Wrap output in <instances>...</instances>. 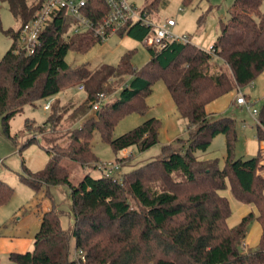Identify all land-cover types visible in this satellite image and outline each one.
<instances>
[{"label":"trees","instance_id":"obj_1","mask_svg":"<svg viewBox=\"0 0 264 264\" xmlns=\"http://www.w3.org/2000/svg\"><path fill=\"white\" fill-rule=\"evenodd\" d=\"M7 3L18 27L0 30L12 44L0 57V117L4 133L15 140L11 120L25 104L56 95L66 88L84 85L85 96L70 116L78 122L93 109L99 94L109 93L120 82L118 98L96 110L78 128L71 129L70 141L42 147L51 155L48 165L33 171L27 167L21 181L37 191L65 184L70 187L74 222L63 226V211L53 204L42 214L35 234L34 248L11 252L14 264H264V168L261 149L251 158L235 155L238 140L233 117H216L207 105L227 93H235L264 71L263 0H234L228 20H221L220 34L205 49L191 40L165 41L148 46L151 59L141 68L132 64L134 50L124 53L117 64L95 69L71 66L70 50L85 52L103 43L92 33L70 35L75 20L57 11L39 36L33 53L22 48V27L35 18L44 0H0ZM162 0H150L143 8L151 15ZM194 0H183L189 4ZM106 0H88L85 14L99 22L109 13ZM205 15L199 18V23ZM149 28L131 22L117 34L143 40ZM220 61L222 63H220ZM128 77V78H127ZM162 79L176 108L187 122L189 136L179 137L162 148L159 158L126 172L122 178L103 173H87L77 184L62 165L69 158L87 167L99 158L92 141L99 133L118 154L136 146L145 151L159 142L160 120L153 117L113 137L116 123L126 114L144 113L153 83ZM55 102V101H54ZM44 125L59 124L61 112L56 103ZM65 110V109H64ZM256 123V136L264 140V108ZM219 133L226 136L225 165L219 158H200ZM38 141L30 137L19 149ZM121 159L117 157L116 160ZM96 167V165H95ZM230 186L233 196L253 205L235 226L228 219L232 208L221 190ZM13 195V188L0 179V206ZM258 221L262 232L258 243L242 251L250 225ZM82 251L85 259H82Z\"/></svg>","mask_w":264,"mask_h":264},{"label":"rangeland","instance_id":"obj_2","mask_svg":"<svg viewBox=\"0 0 264 264\" xmlns=\"http://www.w3.org/2000/svg\"><path fill=\"white\" fill-rule=\"evenodd\" d=\"M133 1L137 6L144 7L150 0ZM233 1L194 0L185 4L183 0H162L160 5L152 9L151 17L156 21H163L170 17L175 18L177 21L173 27L175 32L184 33L189 36L192 42L209 49L220 34L221 20L226 21L230 17ZM261 10L264 12V0ZM202 15H205V20L199 23V18ZM0 16L4 28L18 27V22L10 12L7 3L1 1ZM11 44V38L0 30V57L9 49ZM129 50H134L132 64L137 69H141L151 59L149 48L143 40L114 33L103 43H96L85 52L70 50L66 60L74 67L84 65L90 69H95L103 64H117L121 56ZM220 63L222 62L220 61ZM120 84L118 82L112 85L109 93L105 94L106 98L102 101L101 108L111 105L118 98L121 89ZM78 86L77 84L66 88L62 92L42 98L34 104H25L23 111L11 120V132L16 136L15 140L4 133L0 117V158L3 160L0 164V179L6 181L13 188L11 199L0 206V264H14L9 259L11 248L25 247L27 250L34 248L35 234L40 228L42 214L51 209L53 204L63 211L61 220L64 227L68 228L74 222L72 198L68 185L51 186L48 194L45 187L37 191L22 182L21 175L26 173L25 167L37 171L48 165L51 155L41 144L47 148L56 143L67 144L71 139V129L80 127L86 118L96 114V110L92 109L74 123L70 113L85 96V91L80 90ZM239 92L240 90L235 93L229 92L212 101L208 104L207 110L216 117L235 118L238 140L234 151L237 157L251 158L258 153L260 148L264 163V141L259 143L256 136L257 119L264 108V71L252 82L242 87V92L248 101L247 104L239 105L236 103ZM48 102L51 104L54 102L60 107L58 112H61V120L55 127L48 125L40 129L39 126L44 125L54 109L53 104L49 109L44 108ZM146 102L148 108L144 113L133 111L126 114L116 123L112 135L113 137L120 136L144 121L155 117L160 120L159 142L145 151H140L136 146H132L116 154L112 146L104 142L99 133H95L92 146L94 153L99 158L97 163L84 167L79 162L69 158H64L61 161L62 165L69 168L70 179L74 184H77L87 173L94 177H100L103 174L102 162L113 161V163L119 164L120 168L113 174L122 178L126 172L159 158L165 144L175 142L179 137L187 138L189 136L187 122L181 118L173 97L162 79L153 83ZM254 108L258 110L255 115L252 112ZM35 135L38 141L26 146L20 153L19 149L22 144ZM226 152V136L224 133H219L212 139L208 149L198 150L196 154L200 158H219L220 166L223 167ZM117 157L121 159L116 160ZM260 173L264 176V168L260 170ZM221 194L230 200L232 208L231 216L228 219L230 226H235L244 215L252 209L255 210L253 205L241 203L236 199L230 186L221 190ZM247 208L250 209L246 211ZM260 228L258 221L255 220L251 223L245 239L250 244V248L258 243L261 236ZM248 249L249 247L245 245L241 246L242 251Z\"/></svg>","mask_w":264,"mask_h":264},{"label":"built area","instance_id":"obj_3","mask_svg":"<svg viewBox=\"0 0 264 264\" xmlns=\"http://www.w3.org/2000/svg\"><path fill=\"white\" fill-rule=\"evenodd\" d=\"M87 1L88 0H44L35 18L26 23L21 29L20 41L22 43V48L29 53H33L39 43L41 31L52 18V15L60 10H63L68 16L75 20L70 29V35L90 32L95 38L104 42L112 34H117L125 25L140 21L149 28L147 34L143 38V42L149 47L162 45L167 40L178 42H187L190 40L188 35L173 30V27L177 24L175 18L170 17L163 21H156L147 10L137 6L133 0H106L110 10L99 22H94L85 14L84 10ZM78 88L84 90V85L80 84ZM105 98V94L100 93L99 99L93 103V110L100 109V105ZM236 102L239 105L248 103L242 90L238 93ZM50 106L51 103L48 102L44 105V108L49 109ZM252 112L255 115L258 113V110L254 108ZM258 121L257 119V122ZM2 162L3 160L0 158V164ZM119 168L120 165L113 163V161L101 163L102 172L107 175L113 174V172ZM78 253L82 254V259L84 260L85 256L82 251Z\"/></svg>","mask_w":264,"mask_h":264},{"label":"crops","instance_id":"obj_4","mask_svg":"<svg viewBox=\"0 0 264 264\" xmlns=\"http://www.w3.org/2000/svg\"><path fill=\"white\" fill-rule=\"evenodd\" d=\"M232 93V92H231ZM237 103V102H236ZM47 104V103H46ZM238 104V103H237ZM208 106V105H207ZM4 179V178H3ZM241 202V201H240ZM241 203H243V202H241ZM245 204V203H244ZM246 204H248V203H246ZM251 205V204H250ZM248 209H250V208H247L246 209V211L248 210ZM252 209V208H251ZM253 211H255V212H257V210H256V208H255V210L254 209H252ZM260 227H261V225H260ZM257 228V227H256ZM261 229V232H262V227L260 228ZM257 231H258V228H257ZM258 233H259V231H258ZM243 245H245L246 247H249L250 248V244L249 243H247L246 241H244V243H243ZM252 247V246H251ZM27 250V248H25V247H14V248H11L10 249V253L11 252H24V251H26Z\"/></svg>","mask_w":264,"mask_h":264}]
</instances>
